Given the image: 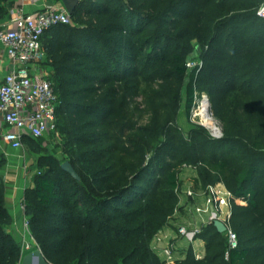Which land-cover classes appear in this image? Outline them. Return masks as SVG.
Returning a JSON list of instances; mask_svg holds the SVG:
<instances>
[{
	"label": "trees",
	"instance_id": "obj_1",
	"mask_svg": "<svg viewBox=\"0 0 264 264\" xmlns=\"http://www.w3.org/2000/svg\"><path fill=\"white\" fill-rule=\"evenodd\" d=\"M9 2L0 0V19ZM263 4L80 0L71 24L45 31V62L59 97L58 130L80 177L49 154L25 190L29 229L49 262L166 264L151 243L178 208L179 165L193 164L204 187L222 183L231 193L229 227L237 245L208 224L196 236L205 241V257L198 259L190 248L175 264H264ZM200 53L204 64L187 82V108L193 109L198 88L207 92L224 135L214 137L197 125L184 136L169 127L175 111L163 123L154 117L148 126L138 125L130 104L139 82L157 83L168 101L181 92L188 61ZM102 128L112 145L101 148L109 155L93 165L95 130ZM153 136L163 140L151 145ZM39 142L24 140L36 153ZM6 163L0 151V264H22L21 244L8 230L13 219L6 207Z\"/></svg>",
	"mask_w": 264,
	"mask_h": 264
},
{
	"label": "built area",
	"instance_id": "obj_2",
	"mask_svg": "<svg viewBox=\"0 0 264 264\" xmlns=\"http://www.w3.org/2000/svg\"><path fill=\"white\" fill-rule=\"evenodd\" d=\"M258 13L264 17V4ZM60 23H72L68 10L65 7H48L35 14L19 16L12 27L0 28V44L4 46L12 63L17 66L0 83V119L10 127L1 138L14 149L22 148L25 138L39 141L49 135L58 137L60 134L57 117L59 97L50 78L51 74L44 65L46 51L42 42L45 31ZM191 65V62L187 64L188 67ZM210 189H214V186L207 188ZM228 194V198H225L216 193L219 211L211 214L208 224H214L217 220L224 222L227 226L226 233L234 248L237 245V237L229 227L232 195L230 192ZM188 195L193 196V193L188 192ZM225 206L230 209L223 217L222 207ZM26 227L30 230L28 220ZM179 232L192 241L200 233V229L188 231L181 227ZM155 238L161 242L166 237L159 232ZM162 251L166 264L176 263L175 244L172 241L168 240Z\"/></svg>",
	"mask_w": 264,
	"mask_h": 264
},
{
	"label": "rangeland",
	"instance_id": "obj_3",
	"mask_svg": "<svg viewBox=\"0 0 264 264\" xmlns=\"http://www.w3.org/2000/svg\"><path fill=\"white\" fill-rule=\"evenodd\" d=\"M200 52L202 50L200 49ZM191 62L192 65L188 67V74L184 77V85L181 90V92L174 96L172 99H169L168 101L162 100V93L157 83L155 82H145L140 81L139 82V94L137 96L131 97V104H130V114L133 120L141 126H148L151 122V119L154 117H157L159 122H165L168 118V114L170 112L175 111L174 114V121L173 123L169 124V127L171 129H178L180 132L187 136L188 133L195 128L197 125H203L205 126L209 132L214 137H222L224 135V123L222 120L217 118L214 115V112L211 107V111L214 117V123L207 124L212 126L213 128L216 126L220 129L221 135L217 136L213 134L212 130L206 126V123L203 122V120L197 115V109L199 104V99L203 96H206L210 100V96L207 92L202 91L201 88L197 89L196 92V102L193 107V109L189 112L187 108V82L192 74V72L197 69V67H201L204 64V59L201 56V53L196 55L195 57L191 58L188 63ZM203 95V96H202ZM230 100L233 104H236L239 100V97L236 93L232 94L230 96ZM211 102V101H210ZM196 112V113H195ZM205 124V125H204ZM157 132V131H156ZM96 133V139H97V155L93 156V165H96V163L100 162L104 156H108L109 154L104 153L101 154V151H103L101 148H109L112 145L111 141V135L110 133L105 129H97L95 130ZM151 145L156 144L157 142H161L163 140L162 137H156L153 136V139H149ZM40 152L36 153L30 150L29 147L25 149V152H22L23 158H21V155H16L14 159H22L28 164V170L29 175L31 176L32 180H34L35 176L39 174L40 171L44 170L46 168V165L43 161V158L45 155L53 154L56 158H58L60 161H69L70 156L68 154L67 145H66V139L64 136L60 135L57 137L56 135H49L48 138L40 140L39 142ZM46 147H48L46 149ZM125 163H132L134 160L132 159H126L124 160ZM175 162V161H174ZM189 184V188H185V184ZM222 183H218L214 186V189L207 190L209 186L204 187L202 180L199 175V170L196 165L193 164H182L179 165V172H178V188L176 189V192L178 194V197L184 193L188 200V203H195V200L199 198L198 196H203L204 200L208 202V200H211L213 207L216 209V211H219V205L217 200V195L222 196L225 198H228V190L226 187L221 185ZM216 191V192H215ZM188 192H192L193 196H189ZM231 198V197H230ZM180 200V197H179ZM231 200V199H230ZM179 207V204H178ZM178 209V208H177ZM198 210H203V208L197 206ZM229 206H225L224 211L229 210ZM197 214L201 216V214H204L203 211H198ZM202 212V213H201ZM209 217L211 216L213 212L209 210L208 212H205ZM177 214V225L176 227L180 226V223H178L179 219L181 221L182 214H179L176 210L175 214ZM173 215V216H174ZM222 216L223 212H222ZM209 220V218H208ZM199 222H193L194 224H187L185 227L188 231L193 230H199L203 228V224ZM179 227L178 229H180ZM15 237L18 239V241L21 244L22 252L24 256L36 249H39V245L36 242L35 238L31 234V232L27 229L26 226H23L21 228L20 232H17L15 234ZM153 243V241H152ZM151 243V245H152ZM155 252V251H154ZM155 254L159 257L161 261L165 260V255L163 257H160L157 252ZM164 254V253H163ZM165 262V261H164Z\"/></svg>",
	"mask_w": 264,
	"mask_h": 264
},
{
	"label": "crops",
	"instance_id": "obj_4",
	"mask_svg": "<svg viewBox=\"0 0 264 264\" xmlns=\"http://www.w3.org/2000/svg\"><path fill=\"white\" fill-rule=\"evenodd\" d=\"M9 12L8 15L0 19V28L12 27L14 26V21L16 18L22 15L35 14L37 12L43 11L48 7L64 8L62 0H9ZM45 67L51 74V67L44 62ZM15 66L9 59L4 46L0 44V83L3 82L5 76L14 68ZM10 127L0 119V151L5 155L7 163L2 170V174L5 181L6 187V207L12 215L13 222L9 226L8 230L14 235L21 231L23 226H26L27 217L23 208V200L25 190L33 186V180L29 175L28 164L22 159H14L16 155H21L25 152L28 147L25 143L22 148L14 149L9 144L2 141L1 135L8 131ZM222 185V184H221ZM223 186V185H222ZM185 188H189V184H185ZM179 200V207L177 212L182 214L181 221L179 219L178 223L180 226L176 227L177 214L174 215L168 222V224L160 231V235L166 238L159 242L156 238L153 239L152 249L157 252L160 257H163L162 249L166 246L168 240L175 244V257L178 260L184 259L190 248H193L195 256L198 259H202L206 255V244L203 239L195 238L194 240H189L187 237L183 236L179 232V227H185L187 224H194L193 222H199L205 226L208 225L209 214L205 212L211 210L215 212L216 209L213 207L211 200L206 202L203 196H198L195 203H188L187 196L182 193ZM203 208V210H198L197 206ZM223 217L229 212V210L224 211ZM198 211H203L204 214L199 216ZM202 213V212H201ZM211 215V214H210ZM30 231V230H29ZM176 261V262H177Z\"/></svg>",
	"mask_w": 264,
	"mask_h": 264
},
{
	"label": "water",
	"instance_id": "obj_5",
	"mask_svg": "<svg viewBox=\"0 0 264 264\" xmlns=\"http://www.w3.org/2000/svg\"><path fill=\"white\" fill-rule=\"evenodd\" d=\"M80 0H62V3L64 4L65 8L68 10L70 15H73L77 5L79 4ZM210 107H211V103L210 100L207 98ZM205 125V124H204ZM206 126L209 127V125L206 124ZM213 134L220 136L221 135V131L220 129L216 126L215 123V127L213 128L212 126L209 127ZM62 168L68 172L69 174H71L74 178L79 179V175L76 172L75 168L73 167V165L69 162V161H65L62 163ZM214 225L218 228V230L220 232H226L227 230V226L224 222L222 221H215ZM22 264H52L51 262L48 261V259L45 257L44 253L42 252V250L36 249L34 251H31L29 253H27L22 261Z\"/></svg>",
	"mask_w": 264,
	"mask_h": 264
},
{
	"label": "bare ground",
	"instance_id": "obj_6",
	"mask_svg": "<svg viewBox=\"0 0 264 264\" xmlns=\"http://www.w3.org/2000/svg\"><path fill=\"white\" fill-rule=\"evenodd\" d=\"M203 96V95H202ZM196 113V112H195ZM197 115L203 120L206 124L214 123V117L211 111L210 104L206 96H203L199 99Z\"/></svg>",
	"mask_w": 264,
	"mask_h": 264
}]
</instances>
